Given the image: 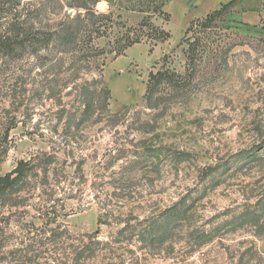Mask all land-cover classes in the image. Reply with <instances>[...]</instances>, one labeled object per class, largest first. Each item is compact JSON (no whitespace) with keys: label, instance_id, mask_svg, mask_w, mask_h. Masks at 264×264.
I'll list each match as a JSON object with an SVG mask.
<instances>
[{"label":"rangeland","instance_id":"374dc122","mask_svg":"<svg viewBox=\"0 0 264 264\" xmlns=\"http://www.w3.org/2000/svg\"><path fill=\"white\" fill-rule=\"evenodd\" d=\"M228 1L0 0V264H264V0L202 26Z\"/></svg>","mask_w":264,"mask_h":264},{"label":"trees","instance_id":"16d2710c","mask_svg":"<svg viewBox=\"0 0 264 264\" xmlns=\"http://www.w3.org/2000/svg\"><path fill=\"white\" fill-rule=\"evenodd\" d=\"M238 1H240V0H230L227 3H223L220 8L215 9L214 11L208 13L206 21H205V23L202 24V26L209 25L217 17L223 15L229 7H233V5ZM152 7H153V11H155L160 6L158 4H154ZM159 11H162V10L159 9ZM149 14L143 17V19L138 23L137 27L141 31H143V29H145V28L149 29V32H152L149 35L153 34L155 37H159L161 40L168 39L170 37V32L164 30L159 25H156L154 23V21L152 20V17ZM90 15L92 18H99L100 19V18L104 17L103 14H97L95 11H92V13H90ZM92 25L93 26L91 29H94V27H98V28H96L98 30L100 29V26H97V25H99V24H97V22H94ZM187 32H188V30H187ZM72 35L73 34L68 33L67 36H65V37L67 39H70L72 37ZM140 42H141V38L139 36H137V38H131L129 36L126 38V45L127 46H131L133 44L140 43ZM12 47L13 46L11 45V43H9L5 37L0 35V51H3V50L8 51V50L14 49ZM167 75L168 74L165 71H158L156 73H150L149 74V80H148V85H147V90H146V92H147L146 98L148 101H149L150 97L154 94L157 85L163 79L167 78L168 77ZM88 106H89V104H88ZM179 155H181V154H179ZM21 165H23V162L19 163V165L11 173L0 176V192H4V191L8 190L13 185H15L19 181V179H21V177L24 175L23 167Z\"/></svg>","mask_w":264,"mask_h":264},{"label":"crops","instance_id":"0c3cea01","mask_svg":"<svg viewBox=\"0 0 264 264\" xmlns=\"http://www.w3.org/2000/svg\"><path fill=\"white\" fill-rule=\"evenodd\" d=\"M243 0L241 1V4H242ZM227 3V2H226ZM197 4V1H194V3H192L190 6L193 7Z\"/></svg>","mask_w":264,"mask_h":264},{"label":"water","instance_id":"95a60500","mask_svg":"<svg viewBox=\"0 0 264 264\" xmlns=\"http://www.w3.org/2000/svg\"><path fill=\"white\" fill-rule=\"evenodd\" d=\"M98 8H104V5L102 3H99Z\"/></svg>","mask_w":264,"mask_h":264}]
</instances>
